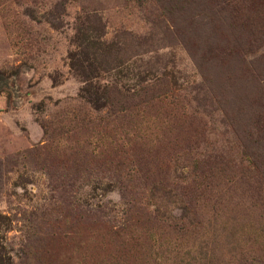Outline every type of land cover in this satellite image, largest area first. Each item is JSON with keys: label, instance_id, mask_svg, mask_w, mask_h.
I'll list each match as a JSON object with an SVG mask.
<instances>
[{"label": "rangeland", "instance_id": "1", "mask_svg": "<svg viewBox=\"0 0 264 264\" xmlns=\"http://www.w3.org/2000/svg\"><path fill=\"white\" fill-rule=\"evenodd\" d=\"M0 0L8 264H264V0Z\"/></svg>", "mask_w": 264, "mask_h": 264}, {"label": "trees", "instance_id": "2", "mask_svg": "<svg viewBox=\"0 0 264 264\" xmlns=\"http://www.w3.org/2000/svg\"><path fill=\"white\" fill-rule=\"evenodd\" d=\"M238 0H225V12H237ZM1 79V78H0ZM0 264H8L5 255L3 254V248L0 246Z\"/></svg>", "mask_w": 264, "mask_h": 264}]
</instances>
